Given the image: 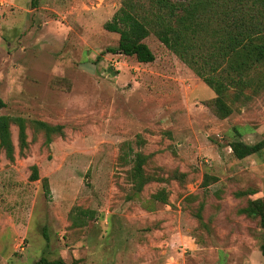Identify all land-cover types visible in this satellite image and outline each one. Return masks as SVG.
Instances as JSON below:
<instances>
[{
	"label": "rangeland",
	"instance_id": "rangeland-1",
	"mask_svg": "<svg viewBox=\"0 0 264 264\" xmlns=\"http://www.w3.org/2000/svg\"><path fill=\"white\" fill-rule=\"evenodd\" d=\"M120 3L0 0V114L24 117L29 141L19 155L12 124L15 159L0 152V264L42 255L79 264H261V230L237 209L264 196V147L237 158L229 142L264 141V92L218 118L206 104L213 90L153 34L145 38L152 62L108 51L118 34L103 25ZM32 120L61 124L65 136L46 144ZM132 151L148 155L149 174L177 169L184 179L134 192L120 158ZM33 164L39 179L31 181ZM204 175L214 180L203 186ZM163 187L167 204L152 197ZM246 188L255 193L234 194Z\"/></svg>",
	"mask_w": 264,
	"mask_h": 264
},
{
	"label": "trees",
	"instance_id": "trees-1",
	"mask_svg": "<svg viewBox=\"0 0 264 264\" xmlns=\"http://www.w3.org/2000/svg\"><path fill=\"white\" fill-rule=\"evenodd\" d=\"M103 26L118 34L117 45L108 47V51L132 56L141 63L154 60V53L145 42V38L153 34L213 90L215 96L206 104L218 118H226L264 92V0H121L111 20ZM62 81V78L55 77L53 85L59 87ZM29 122L33 134L41 133L46 144L52 135L65 136L61 124L44 120ZM12 124L17 127L19 155H25L29 145L26 119L0 114V152L9 161L15 159ZM229 147L235 157L244 158L258 154L264 147V141L250 144L235 138L229 142ZM131 154L132 157L125 153L120 158L130 164L127 178L136 193L151 181L177 179L178 176L184 179L185 173H179L177 169L168 171L166 177L151 175L145 170L148 155L141 151H132ZM38 179L37 166L33 164L29 180ZM210 180L214 179L204 175L202 185H208ZM40 182L44 194H49L48 179L43 177ZM254 193L251 188L234 192L236 196ZM152 197L163 204L168 203L164 187ZM203 207L204 202L199 201L195 211L198 218H201ZM237 212L257 222L261 230V264H264V196L249 197ZM44 239L48 243L46 234ZM32 264L79 262L42 255Z\"/></svg>",
	"mask_w": 264,
	"mask_h": 264
},
{
	"label": "built area",
	"instance_id": "built-area-1",
	"mask_svg": "<svg viewBox=\"0 0 264 264\" xmlns=\"http://www.w3.org/2000/svg\"><path fill=\"white\" fill-rule=\"evenodd\" d=\"M1 5V4H0Z\"/></svg>",
	"mask_w": 264,
	"mask_h": 264
}]
</instances>
